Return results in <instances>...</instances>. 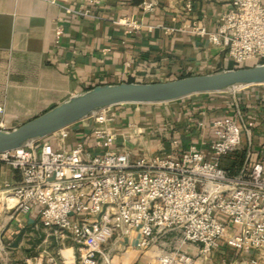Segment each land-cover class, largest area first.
<instances>
[{"label": "built area", "instance_id": "obj_1", "mask_svg": "<svg viewBox=\"0 0 264 264\" xmlns=\"http://www.w3.org/2000/svg\"><path fill=\"white\" fill-rule=\"evenodd\" d=\"M228 5L215 32L190 31L224 51L230 69L258 64L264 59V0ZM155 6L143 1L140 9L146 14ZM184 8L191 10L189 0ZM118 23L129 31L141 27L135 20ZM108 110L92 117L96 126L70 147L66 128L50 141L0 153V165L19 175L16 184L0 188V199L10 198L0 213L10 221L33 212L57 244L53 254L42 250L24 264H111L113 253L128 246L152 264H194L222 246L259 252L264 264V157L252 150L251 122L221 115L206 140L184 147L169 135L168 151L143 154V134L132 126L126 135L108 130ZM241 148L243 163L229 174L221 159Z\"/></svg>", "mask_w": 264, "mask_h": 264}, {"label": "crops", "instance_id": "obj_2", "mask_svg": "<svg viewBox=\"0 0 264 264\" xmlns=\"http://www.w3.org/2000/svg\"><path fill=\"white\" fill-rule=\"evenodd\" d=\"M94 1L0 0V130L21 125L94 86L168 82L231 68L224 51L190 31L195 26L215 32L229 0H189L190 11L184 8L185 0ZM143 1L156 6L142 14ZM85 10L90 11L87 17L82 15ZM127 20L141 27L129 31L118 23ZM237 114L252 123V150L264 157V86L161 105L116 106L107 111L106 126L124 135L132 126L143 134L144 145L149 142L157 149L164 145L166 152L169 135L185 147L206 140L215 118ZM94 126L90 118L69 127L66 146ZM225 161L223 157L220 165ZM18 181L16 171L0 165V188ZM56 247L33 212L19 215L0 231V264H24L25 258L42 250L53 254ZM224 248L230 256L224 255ZM260 258L259 252L239 253L222 246L194 264H251L252 260L260 264ZM149 263H153L149 255L130 246L111 259V264Z\"/></svg>", "mask_w": 264, "mask_h": 264}, {"label": "water", "instance_id": "obj_3", "mask_svg": "<svg viewBox=\"0 0 264 264\" xmlns=\"http://www.w3.org/2000/svg\"><path fill=\"white\" fill-rule=\"evenodd\" d=\"M252 86H264V62L168 82H124L94 86L21 125L0 130V153L31 146L94 117L102 110L116 106L161 105L195 95L233 93Z\"/></svg>", "mask_w": 264, "mask_h": 264}, {"label": "trees", "instance_id": "obj_4", "mask_svg": "<svg viewBox=\"0 0 264 264\" xmlns=\"http://www.w3.org/2000/svg\"><path fill=\"white\" fill-rule=\"evenodd\" d=\"M264 59L259 60L257 63H263ZM131 82V81H129ZM50 141L51 140V136L47 137L44 139V141ZM244 156H245V151L244 148H241L240 150H237L235 152H232L230 154H228L227 156H225L226 161L224 164L221 165V167L226 170L229 174H234L237 169L240 168V166L243 163L244 160ZM227 157H230V160L227 159Z\"/></svg>", "mask_w": 264, "mask_h": 264}, {"label": "rangeland", "instance_id": "obj_5", "mask_svg": "<svg viewBox=\"0 0 264 264\" xmlns=\"http://www.w3.org/2000/svg\"><path fill=\"white\" fill-rule=\"evenodd\" d=\"M252 65H254L253 63H251V64H248V66H252ZM248 66H245V67H248ZM162 143V142H161ZM145 147H146V149L143 151V150H141L142 152H143V154L144 153H147V154H156V153H158L159 154V152L160 153H162L163 152V149L164 150H167V148L166 147H164V145L163 146H161V147H159L158 149L155 147V146H153V147H150V144H149V142L147 143V144H145ZM8 215L9 214H4V213H0V231H1V229H3L5 226H6V224H7V220H8ZM1 252V251H0ZM116 253H118V252H114L113 254L115 255ZM223 253H224V255H229L230 256V254H231V251H229V250H227V249H225L224 248V250H223ZM223 258H225L224 256H222ZM222 257H220L219 259H221ZM214 258L216 259V254H215V256H214ZM218 260V259H217ZM201 264H207V262H202ZM215 264H220V262H217V263H215Z\"/></svg>", "mask_w": 264, "mask_h": 264}, {"label": "bare ground", "instance_id": "obj_6", "mask_svg": "<svg viewBox=\"0 0 264 264\" xmlns=\"http://www.w3.org/2000/svg\"><path fill=\"white\" fill-rule=\"evenodd\" d=\"M10 201V198H1L0 199V206H2L5 202H9Z\"/></svg>", "mask_w": 264, "mask_h": 264}]
</instances>
